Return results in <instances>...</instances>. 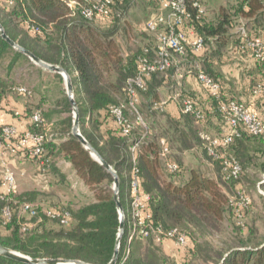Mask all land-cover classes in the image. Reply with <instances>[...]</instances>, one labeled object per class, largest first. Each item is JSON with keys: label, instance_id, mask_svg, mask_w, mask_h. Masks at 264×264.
<instances>
[{"label": "trees", "instance_id": "trees-1", "mask_svg": "<svg viewBox=\"0 0 264 264\" xmlns=\"http://www.w3.org/2000/svg\"><path fill=\"white\" fill-rule=\"evenodd\" d=\"M70 1H74L72 7L68 4ZM151 1L160 5V0ZM94 2L95 0H0V24L11 40L40 60L61 66L69 75L73 86V100L78 111L79 131L115 171L118 178V198L125 214L130 201L132 160L129 151L132 145L139 141L136 167L139 186L149 195L147 212L150 220L165 230L177 228L186 234L180 264H264V245L257 248L261 243L255 248L240 249L227 245L223 247L222 244L215 246L206 238V235L218 230L227 209L235 226L245 227L247 214L254 209L248 188L252 186L253 180L262 179L258 173H264V162H254L257 150H264V137L250 133L240 124L237 126L239 135H234L231 142L210 146L212 154L205 148L210 160L219 170L220 178L225 183L235 184L234 202L226 198L215 179L206 176L199 169L191 168L181 172V166L171 160L169 155L164 159L159 157L164 147L171 152L169 144L172 139H176L178 149L183 150L192 148L198 144V140L205 143L200 135L202 132L213 138H223L225 133L220 132L218 137L208 133V124L215 115L226 122V114L220 110L223 103L231 100L242 102L223 94L220 80L206 64L194 72L196 77L199 72H203L220 85L218 96L211 94L204 87L211 110L199 107L190 94L180 93V113L177 117L170 115L158 107L161 100H158L156 90L163 81L169 80L172 63L165 71L155 70L143 76L144 88L134 86L137 95L146 96L145 99L141 98L143 100L140 102L146 112L164 114L165 118L160 120L164 134H155L154 120L147 121L146 133L137 134L139 128L143 131L138 125L132 128L129 134H123L121 125L116 122L110 108L112 105H124L123 115L129 120L127 114L132 111L126 108L129 107L128 80L137 76L142 59L151 61L156 58L157 50L156 46L142 45L137 49L128 46L127 54H122L116 33L119 22L131 6V0H111L107 4V14L95 15L88 19L82 14V10L91 7ZM200 5L203 8L201 12L192 5V1H185L189 14L185 29L190 27L196 31L203 39L204 47L206 45L208 48L214 45L224 49L228 38H232L231 43L235 47L241 51H250L262 76L264 57H254L252 49L245 44L254 38L261 39L253 21H257L264 13V0H230L227 6L219 9L214 20L207 19L201 2ZM239 20L244 22L243 34L240 30L231 34V29ZM11 49L0 35V62ZM191 53L188 48L184 57L174 54V58L187 59ZM14 54L22 55L19 52ZM212 54L217 55L218 52ZM73 69L76 71L75 76H71ZM10 93L21 96L29 91L20 90L17 86H8L0 77V109L3 103L5 105L8 102ZM183 99L192 100L194 107L201 111L203 117L183 112ZM61 100L67 106L61 108L68 115L70 100L66 95ZM60 102H53V106L59 107L55 105ZM42 105L41 100L34 107L26 106L24 116L29 119V125L25 131L17 129L19 136L26 131L44 134L45 139L47 138L44 142V157L49 159V162L42 173L53 169L57 171L55 161L57 158H64L71 164L77 177L92 191L93 198L77 208L59 203L44 206L25 197L33 195L35 198V192L4 195L0 190V245L33 259L62 258L89 264H108L115 249L119 225L114 192L110 189L113 176L90 156L72 134V117L66 115V118L55 119L53 116L57 110L48 108L41 112L37 108L43 109ZM244 106L248 108L245 104ZM35 113L40 115L39 123H34L31 119ZM257 117L264 122L260 116ZM4 125L9 124H0V140H3L1 130ZM17 137L18 135L13 139ZM228 148L230 153L226 151ZM15 156L25 160L29 158L21 153ZM229 158L237 161L240 170L236 177L225 179L227 172L222 170ZM29 159L37 164L36 159ZM173 164L176 165L174 170L170 169ZM252 169L255 171L252 172ZM57 173L63 177V173ZM261 186L264 191V182ZM263 193L259 196L264 199ZM245 197L248 202L243 200ZM23 202L34 206L36 214L18 215V207ZM6 206L10 210L9 218H6L3 212ZM262 207L264 210V204ZM50 210L59 215H48ZM64 212L68 213L67 223L61 221ZM26 223L29 225L25 226ZM126 236L127 222L124 223L115 264H177L169 261V256L157 247L161 243L155 242L152 237L140 238L145 239V242L135 238L128 246ZM245 243V240H241L239 244L243 247ZM127 247L129 251L125 253ZM0 264L24 263L0 255Z\"/></svg>", "mask_w": 264, "mask_h": 264}, {"label": "rangeland", "instance_id": "rangeland-1", "mask_svg": "<svg viewBox=\"0 0 264 264\" xmlns=\"http://www.w3.org/2000/svg\"><path fill=\"white\" fill-rule=\"evenodd\" d=\"M213 1H217V3L218 1L224 2V0H213ZM70 2L72 3L74 1H70ZM154 2L155 1L152 2L151 0H131L130 3L131 6L128 8L127 13H125V15L123 16L124 18L119 22L118 24L119 29L118 32L116 33V40L120 45L122 54L127 52L128 46H130L133 49H137L142 45H148L154 47L156 46V50L158 49L157 36L158 33L163 30L164 25L162 26L158 25L156 30L154 31L148 30L146 26L150 20H154V18L158 14H160L161 12L165 13V11H162L160 9L159 7L160 5L157 2L156 3ZM227 5L228 4H225V6ZM202 6L206 8V6H204L203 4ZM102 20L105 21L104 18H102ZM241 22L242 21H239L238 23L235 24L237 25L236 30H240L241 32H244V29H242L241 27L242 25H240L242 24ZM15 52H19V51L12 48L7 53L6 57L0 62V77L7 82L8 86L11 85V86L20 87V89H23V91H29L30 94L28 93L25 95L18 96L16 94L10 93L8 102H13V103L26 102L24 103V106L29 105L30 107H34L37 104L36 102L38 101V98L40 97L43 102L42 105L43 109H40V107L37 109L41 110V112H45L44 110L48 108H50L51 110L55 109L57 110V112L55 111L56 114L53 116V118L60 119L70 116L72 117L71 118L72 120L71 123H72L74 112L71 103L69 102L70 110L68 115L62 109L63 106L65 108L67 106L62 103L63 100L61 99L65 95L68 97V95L66 94V84L64 77L61 74H58L53 71H49L41 67L40 65L34 63L31 59H29L25 54L21 52L19 53L22 55L17 54L16 56H14ZM243 53L246 54V51L243 50ZM239 72L237 74H239ZM58 75L60 77H58ZM156 92L158 94V98H159L158 100H164L160 87L157 88ZM145 97L146 96H144L143 94L137 95L136 93L137 114L142 118L145 126L135 123L136 114L134 110L126 106L127 109H130L132 111V112L128 111L127 114L128 118L134 124L133 128L137 127L138 125L142 127L143 131L139 128L140 130L139 129L137 130V134L140 135L141 133L143 134L148 131L147 121L150 122V120H154L156 122L155 134H160L164 131L160 121L164 114H160V113L153 114L150 112H146L143 106L141 107L140 105V102L143 99H145ZM141 98L143 99L141 100ZM72 99H73V86H72ZM59 100H61V102ZM55 101H58V103L60 102V104L55 105L59 107L53 106L54 105L53 102ZM231 101L236 102L235 100H231ZM238 104H242L244 106L243 102ZM11 107L13 108L16 106L12 105ZM248 109L256 116V113L253 110H251L249 107ZM225 120L226 122L223 121L219 116L215 115L211 119V123L208 124V129H209L207 130L208 133L212 134L215 137L216 136L218 137L220 135V132L222 134L225 133L226 135L229 132V124L227 122L226 117ZM163 134L164 133H162V135ZM208 136L210 135L208 134ZM210 137L213 138L212 136ZM169 145L171 148V152H169L168 150L167 155L170 156L171 160L177 162L181 166V172L185 170L188 171L191 168L199 169L206 176L212 177L213 179H215V181L219 183L220 186L219 188L225 193L226 198H228L229 201L231 202L235 201L236 199L235 184L225 183L220 178L219 170L217 169V167H215V165L210 160L209 156L205 151L206 144H204L201 141L199 142L198 140V144L193 145L192 148L180 150L178 149V143L176 139H172ZM226 151L227 153H230V148H228ZM256 154L257 156L255 155L256 157L254 158V162L256 161L257 163H263L264 150L261 151L258 149ZM0 155H5L6 158L8 159L7 161H9L6 162V164L4 163L0 164L1 192L5 191L3 185V178H4L5 168H8L10 171L13 172L15 176V189H14L15 194L17 195L24 191L35 192L36 193L35 198H33V195L25 196L27 199L33 201L34 203L42 204L44 206L46 205L53 206L54 204L59 203L72 208H77L82 203L88 202L93 198L92 191L83 183V181L80 178L77 177L75 171L72 172L73 171L72 166H71L72 169L70 168L69 171L68 169L65 170V173H63V177L62 175L60 176L58 174L60 176L59 181H53V179H51V177L48 176L49 171H46V173L37 171L36 168L31 165L33 161H31L29 158H26L27 160L22 159L24 163H20L21 161H19L18 159L19 157L12 155L6 150H2V149H0ZM159 157L164 159V156H161V152ZM10 161H13V164ZM24 165H27L28 167L24 168L25 167ZM21 168H24L26 173L22 174L20 172ZM253 171L255 170L252 169V172ZM263 174L264 173H260V174L258 173V176H261ZM113 181L114 180L112 179V182L110 184V189L112 191L114 185ZM262 182H264V178L261 180L257 178L256 180H253L252 186L248 188L249 193L252 196L254 209H252V211H250L247 214V218L245 219L246 221L245 227L239 228L235 226L234 221L231 215L229 214V210L227 209L223 219L219 223L218 230L212 232L210 235H206L207 236L206 238L213 245L217 246L218 244H222L223 247L227 245L230 248L238 247L240 249L241 248L250 249V247L255 248V246H257L259 243L261 244L257 248H260L262 245H264V241H263L264 240L263 238L264 210L262 207L264 204V199L261 196H259V194H262L264 192L263 187L261 186ZM48 202H50V204H46ZM126 216L128 217V209L126 214L124 213V223L127 222ZM126 240H127V236H126ZM137 240L143 242L146 241L145 239L141 240L140 238H138ZM165 240H169L171 244L169 245L164 244L163 241ZM241 240H245L246 242L245 246L243 247H241L239 244ZM155 242L161 243V245L158 244L157 247L162 253L169 256L170 262H176L177 264L181 263L184 245L183 246L178 245L172 238H168V237L160 241L155 240ZM129 244L127 243L126 245L129 246ZM128 251L129 249L127 247L125 253H128Z\"/></svg>", "mask_w": 264, "mask_h": 264}, {"label": "built area", "instance_id": "built-area-1", "mask_svg": "<svg viewBox=\"0 0 264 264\" xmlns=\"http://www.w3.org/2000/svg\"><path fill=\"white\" fill-rule=\"evenodd\" d=\"M186 0H160V9L165 11V13L158 14L154 20H150L147 23V29L154 31L158 25H164L161 32L158 33V49L156 53V58L147 61L146 59L141 60L140 70L134 79L128 80V95H129V107L134 110L136 114L135 123L144 125V121L137 114L136 110V89L134 86L139 88H144L143 76H146L152 71L167 70L173 63L174 54L178 56H184L189 49L192 52L201 50L204 47L203 39L195 33H190L185 29V21L189 17V14L185 6ZM192 5L197 7L199 11H203L198 0H190ZM111 0H95L91 7L83 8L82 14L91 19L95 15L107 14V4ZM70 7L74 5V2L68 3ZM246 47L252 49L254 57L262 58L264 57V41L260 38H254L247 41ZM197 79L211 94L218 96L219 94V84L215 82L211 77L199 72L197 74ZM23 90V89H20ZM163 103L158 104L159 108H162ZM124 105H112L110 110L114 115L115 120L121 125L122 133L127 135L133 128V123L129 121L123 115ZM226 114V119L229 124V132L221 139L211 138L208 134L201 133V138L204 139L205 147L208 148L210 154L212 150L210 146L215 145H226L232 141L234 135H239L237 129L238 125H243L250 133L255 135H262L264 137V122H262L257 116L249 111L248 108L244 107L242 104H238L233 101L228 103H223L220 107ZM182 111L194 113L196 117H203L200 110L194 107V103L190 99L182 100ZM34 123H39L41 121L39 113H35L31 117ZM17 138L13 139L14 137ZM1 136L3 140H0V149L6 150L12 155L21 153V155H27L29 158L36 159L39 167L43 170L46 164H48L49 159L44 157V142L45 135L38 134L35 132L26 131L22 136H19L18 130L13 125H4L1 130ZM139 141H136L131 149V181L129 183L130 201L128 207V217H127V243L129 244L135 238H148L152 237L157 241H160L166 237L172 238L178 245H185L186 234L177 228L165 230L160 225L154 224L147 212L149 195L144 193L139 186L138 169L136 167V151L138 148ZM168 153L167 147H164L161 151V156H166ZM176 165H171L170 169L174 170ZM240 170V166L234 158H229L225 161L223 167V172L226 173L224 178L227 179L230 176L236 177ZM3 185L5 191L4 195L14 193L15 189V176L12 171L5 168ZM248 202V198L243 199ZM4 216L6 218L10 217V210L6 206L3 209ZM28 215L33 216L36 214V208L30 203L23 202L18 207V215ZM48 215L54 217L59 215L55 211H48ZM68 213L64 212L61 221L67 223ZM29 224L26 223L25 226ZM23 226V228H25Z\"/></svg>", "mask_w": 264, "mask_h": 264}, {"label": "crops", "instance_id": "crops-1", "mask_svg": "<svg viewBox=\"0 0 264 264\" xmlns=\"http://www.w3.org/2000/svg\"><path fill=\"white\" fill-rule=\"evenodd\" d=\"M200 1L206 6L205 14L207 19L210 20H214L217 17L220 8L230 3V0H224V2L218 1V3L213 0ZM253 22L255 25L254 28L264 41V13L260 15L257 21ZM241 23L240 25H242L241 27L243 29L244 22L242 21ZM236 28L237 25L231 29L230 33H237L239 30H236ZM186 30L189 34H196V31L190 27H186ZM241 34H243V32ZM231 39L230 37L228 38L224 49L216 48L214 45L208 48L205 45L201 50L192 52L187 59L181 57L174 59L169 80L166 79L160 86L164 98V100H161L163 103L162 109H164L165 112L175 117L179 115L180 93L181 95L185 93L190 94L199 107L211 110L210 103L207 100V91L199 83L194 72L195 69H200L207 64V68L216 73L221 82V90H223V94L226 97H233L242 101L253 110L257 116H260V118L264 120V71L262 72V76H260V71L258 72L255 61L249 53L250 51L244 54L243 51L231 43ZM216 51L218 52L217 55L212 54V52ZM126 54L127 52L124 53V55ZM237 71H240L239 74H237ZM75 75L76 71L73 69L71 76ZM39 101H41L40 97L36 103ZM24 103L6 102L5 105L3 103L1 105L2 109H0V124L13 125L19 131L27 130L29 119L24 116L26 110ZM12 105L16 107L12 108ZM50 125H52V123H50ZM0 157V164L9 162L5 155H0ZM18 159L21 161L20 163H24L22 159ZM10 162L13 164V161ZM31 165L34 166L37 171L42 172L38 163L35 164V162H33ZM24 166V168L28 167L27 165ZM55 167L60 173H65L66 169H68V171L70 170L71 164L60 157L55 161ZM24 168L20 169L22 174L26 173ZM57 171L54 169L49 170L48 176L51 177L53 181H59ZM72 172H74V170ZM261 178H264V174L261 175ZM163 243L167 245L171 244L169 240H165Z\"/></svg>", "mask_w": 264, "mask_h": 264}, {"label": "water", "instance_id": "water-1", "mask_svg": "<svg viewBox=\"0 0 264 264\" xmlns=\"http://www.w3.org/2000/svg\"><path fill=\"white\" fill-rule=\"evenodd\" d=\"M0 35L1 37L14 49L19 52L25 54L29 59H31L34 63L40 65L41 67L61 74L64 77L66 84V94L69 97L70 103L73 107V124H72V134L77 138V140L81 143L85 150H87L90 156L97 161L103 168H105L109 173L112 174L114 179L113 192H114V201L116 203L117 211L119 214V225H118V233L115 241V249L112 255L111 260L108 264H115L118 258V249L120 245L121 236L124 229V212L122 206L120 204L118 198V178L115 171L112 167L100 156V154L86 141V139L81 135L79 131V119H78V111L75 101L72 99V84L70 82V78L67 72L59 65H52L40 60L38 57L33 55L30 51L26 50L15 41L11 40L3 30V27L0 24ZM0 255L14 260L16 262L24 263V264H89L79 260H67L62 258H44V259H33L27 255H24L20 252L8 249L4 246L0 245Z\"/></svg>", "mask_w": 264, "mask_h": 264}]
</instances>
